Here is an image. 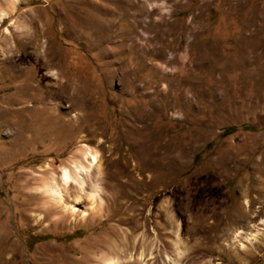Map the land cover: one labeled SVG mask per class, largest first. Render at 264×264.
Segmentation results:
<instances>
[{
	"label": "rangeland",
	"instance_id": "1",
	"mask_svg": "<svg viewBox=\"0 0 264 264\" xmlns=\"http://www.w3.org/2000/svg\"><path fill=\"white\" fill-rule=\"evenodd\" d=\"M0 12V264H264V0Z\"/></svg>",
	"mask_w": 264,
	"mask_h": 264
},
{
	"label": "bare ground",
	"instance_id": "2",
	"mask_svg": "<svg viewBox=\"0 0 264 264\" xmlns=\"http://www.w3.org/2000/svg\"><path fill=\"white\" fill-rule=\"evenodd\" d=\"M5 15V13L4 12H0V19L3 17ZM7 16V15H6ZM5 16V17H6ZM45 118H48L49 119V115H48V117L46 116V117H44L43 119H45ZM47 121V120H46ZM45 121V122H46ZM68 131V130H67ZM66 131V132H67ZM68 134H69V132H68ZM93 149V148H92ZM81 150H83V148L81 149ZM97 150H91V149H85L84 151H82L81 152V156H80V158L76 161V162H74V164H73V168H72V170H70V168H64L63 169V171H62V174L60 175L61 176V178H60V180H61V182H58L57 180L56 181H53V179L51 180V181H47L45 184H44V187H45V189L48 191V192H50L52 195H53V197L55 198V199H57L58 201H65V199H64V193L62 192V187L64 188L65 187V185H67V183L68 182H70L69 181V179H73V180H76V181H80V182H83V178L82 177H80L79 175H80V171L81 170H87L88 168H90L91 166H93L94 164H95V166H97L96 165V163H97V159H98V157H99V154L96 152ZM80 152V151H79ZM98 154V155H97ZM77 155V156H78ZM75 161V160H74ZM84 161L86 162V163H84ZM98 162H99V160H98ZM99 164V163H98ZM70 166V165H69ZM154 167V166H153ZM87 168V169H86ZM83 170V171H84ZM89 170V169H88ZM83 171H81V172H83ZM85 172V171H84ZM82 176V175H81ZM178 177V176H177ZM54 179H55V177H54ZM151 179H152V177H151ZM48 180H49V178H48ZM78 181V182H79ZM149 181H151V180H149ZM153 181V180H152ZM158 181V180H157ZM154 182H156L155 180H154ZM159 183V182H158ZM170 184V183H169ZM168 184V185H169ZM159 184H157V186H158ZM156 186V187H157ZM176 187V186H175ZM174 187V188H175ZM64 190H65V188H64ZM63 190V191H64ZM152 190H154V189H152ZM151 190V191H152ZM175 190V189H174ZM179 191H180V189H179ZM69 193V192H68ZM94 193V192H93ZM179 194H180V192H179ZM71 195V194H70ZM93 195L94 194H91V197H93ZM66 196H67V194H66ZM73 198H74V200H76L77 202H79V199L81 198V195L80 194H74V196H73ZM185 198H187V197H185ZM84 199V198H83ZM80 201H81V199H80ZM83 201V200H82ZM188 201V200H187ZM74 203V202H73ZM181 203V202H180ZM248 203V202H247ZM77 204V203H76ZM182 205H183V203H182ZM245 219V218H244ZM155 220V219H154ZM235 220H236V218H235ZM241 220V219H240ZM235 222V221H234ZM237 222V221H236ZM160 224V223H159ZM143 238V237H142ZM144 253V252H143ZM142 254V253H141ZM141 254H140V257H141ZM103 261H102V263L101 264H116L117 262H118V259L117 258H115L114 256L113 257H106V258H104V259H102ZM87 261V260H86ZM85 261V262H86ZM120 264V263H119Z\"/></svg>",
	"mask_w": 264,
	"mask_h": 264
}]
</instances>
